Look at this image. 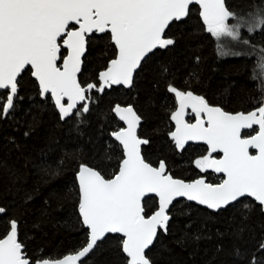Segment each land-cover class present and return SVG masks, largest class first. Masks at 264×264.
Segmentation results:
<instances>
[{"label": "snow or ice", "instance_id": "6c2138e0", "mask_svg": "<svg viewBox=\"0 0 264 264\" xmlns=\"http://www.w3.org/2000/svg\"><path fill=\"white\" fill-rule=\"evenodd\" d=\"M194 5L199 6L206 32L217 41L218 56L253 59L249 77L257 92L253 110L227 111L196 94L191 81L199 82L198 70L189 72L184 89L176 85V75L166 64H158L149 73L159 52H171L178 46L182 36L173 33L174 22L186 21ZM244 32L259 34L264 41V0H252L247 10L230 7L227 0H0V120L15 119L18 102L24 99L20 92L25 77L30 76L37 96L53 102L59 121L71 123L79 133L80 126L88 123L90 106L98 103L93 93L103 94L113 86L134 89L142 76L149 82L151 74L153 87L163 82L176 102L175 110L169 113L175 130L167 133L174 149L183 152L190 141L203 142L207 154L194 160L195 168L201 173L211 170L223 174L219 183L209 182L206 176L186 181L175 177L164 160L153 166L142 149L150 140L138 134L147 114L132 104H116L112 111L125 126L110 133L122 153L113 172L108 173L106 167V162L113 159L110 146L99 160L93 158L89 163L80 159L82 150H66L55 159L42 153L39 164L33 165L41 179L31 188L18 169L0 165V186L9 194L10 190L15 192L11 205H0V222L6 225L0 233V264H81L86 257L83 264H89L90 254L94 255L98 242L108 234L119 235L122 264H157L151 254L154 245L162 244L161 237L173 232L177 212L188 215L177 207L180 198L211 210L209 220L242 206L241 223L232 233L242 239L256 205L264 212V43H253ZM97 35L110 41L114 58L92 82L86 78V60ZM222 40L247 46L248 50L226 49ZM200 59L195 57L197 65ZM189 110L195 116L194 123L185 119ZM41 114H32L31 123L25 120L29 128L25 137L35 130ZM243 130L255 134L242 136ZM69 161L78 165L76 186L67 194L57 195L75 197L78 222L87 230L88 241L62 258L30 255L14 213L31 206L39 185L60 176ZM154 198L155 205L149 207ZM51 199L50 195L43 200L34 227L40 228L51 219L55 210ZM192 223L189 220L185 224L184 238L210 239L207 220L196 232L190 231ZM221 250L218 245L217 251ZM234 255L242 264H264V238L251 252L234 245Z\"/></svg>", "mask_w": 264, "mask_h": 264}, {"label": "trees", "instance_id": "16d2710c", "mask_svg": "<svg viewBox=\"0 0 264 264\" xmlns=\"http://www.w3.org/2000/svg\"><path fill=\"white\" fill-rule=\"evenodd\" d=\"M227 3L237 10H247L252 0H227ZM174 24L173 33L182 36V39L173 51H161L154 57L149 73L155 70L158 64H166L176 75V85L184 89L187 87L185 80L189 72L198 70L199 82L191 81V90L204 95L210 104L220 105L231 112H247L254 109L256 105L253 100L257 92L255 82L249 79L253 59L245 56H218L217 41L206 32L197 5L191 7L190 17L186 21ZM245 36L253 43H264L259 34ZM113 52L114 47L107 38L100 39L97 35L93 39L91 54L86 60L88 80L96 82L95 75L104 69L109 59L114 58ZM197 56L201 58L199 65L195 62ZM153 79V76L148 74L149 82H144L142 76L137 88L126 89L120 86L106 89L103 94L93 93L98 103L90 106L92 110L87 114L88 123L81 125L78 133L71 123L59 121L53 102L38 97L32 83L34 78L26 76L25 86L20 92L24 99L18 102L19 110L15 119L0 120V165L18 169L25 175L26 186L31 188L41 179L33 165L39 164L42 153H47L48 158L55 159L66 150H82L80 159L89 163L93 158L99 160L105 148L110 146L113 159L106 162V167L108 173H111L117 169L118 158L122 153L110 133L123 127L112 109L116 104H132L137 110H144L148 116L142 123L139 134L150 140L149 145L143 147L149 162L157 166L158 160H164L175 177L186 181L206 176L209 182L219 183L222 177L211 171L201 173L193 163L195 159L207 154L205 145L190 144L183 152L174 149L167 133L175 129L169 113L175 110L176 102L173 94L165 91L163 82H160L158 88H154ZM225 89L228 90L227 93ZM36 112L42 113L39 122L35 130L25 137L24 132L29 130L25 120L31 123V115ZM17 120L20 123H16ZM246 133L253 134L254 131ZM77 167L75 161H69L60 176L50 180L45 176L44 179L49 180V183L39 185V194L32 205L14 213L20 222L21 239L30 255L62 258L86 245L87 230L78 222L75 197L57 195L67 194L69 189L75 188ZM106 178L109 176L106 175ZM10 191L12 194L0 186V205H11L15 192L14 189ZM50 195L52 199L49 203L55 210L51 213L50 220L36 228L34 224L41 216L43 200ZM154 205L155 198L149 202V207ZM177 207H182L188 215H180L177 212L174 216L176 225L173 232L161 237L162 244L154 245L151 254L157 264H242L234 255V245L242 250L247 248L251 252L256 242L264 238V212L259 211L258 205L246 221L248 230L244 232L242 239L232 235L241 223L242 206L238 210L225 211L211 220L208 219L210 210L193 202L180 200ZM189 220L193 222L191 232H196L201 227V222L207 220L206 233L210 239L190 241L184 238L182 230ZM5 230L6 225L0 222V233ZM218 245L222 246L219 252ZM123 255L119 235H108L98 243L94 255L90 254L92 259L89 264H122Z\"/></svg>", "mask_w": 264, "mask_h": 264}, {"label": "water", "instance_id": "95a60500", "mask_svg": "<svg viewBox=\"0 0 264 264\" xmlns=\"http://www.w3.org/2000/svg\"><path fill=\"white\" fill-rule=\"evenodd\" d=\"M198 6V5H197ZM199 7V6H198ZM201 18V17H200ZM201 20H202V18H201ZM202 22H203V20H202ZM113 87H120V86H113ZM127 89V88H126ZM108 90H110V89H108ZM122 106H124V105H122ZM126 106V105H125ZM253 110V109H252ZM190 111V110H189ZM114 113V112H113ZM115 114V113H114ZM116 116V115H115ZM117 117V116H116ZM187 117V116H186ZM185 117V119L187 120V118ZM118 118V117H117ZM119 120V119H118ZM121 123H122V125L123 126H125L124 125V123L122 122V121H120ZM195 121H193V122H191V123H194ZM174 123V122H173ZM256 126H254V128H255ZM175 130V129H174ZM173 130V131H174ZM248 131H252V130H243L242 131V136L244 135V133H246V132H248ZM138 134H139V132H138ZM253 134H255V133H253ZM113 138V137H112ZM114 139V138H113ZM118 143V142H117ZM190 144H196V145H204L203 144V142H192V141H190L189 142V144L188 145H190ZM188 145H186V146H188ZM206 146V145H205ZM143 147L144 146H142V149H143ZM250 151H252L253 152V154H255V150H252V149H250ZM215 155V154H214ZM218 158V157H217ZM154 166V165H153ZM211 171V170H210ZM217 176H223V174H217V173H215ZM199 178V177H198ZM181 179V178H180ZM147 199V198H146ZM180 200H184L183 198H180ZM188 202H190V201H188ZM175 203V202H174ZM193 203H195V202H193ZM201 207H204V206H201ZM205 208V207H204ZM211 211V210H210ZM108 235H118V234H108ZM106 238V237H105ZM104 238V239H105ZM103 241V240H102ZM101 242V241H100ZM99 243V242H98ZM72 254H74V253H72ZM69 255V254H68ZM87 258V257H86ZM86 258H82V262H83V260L84 259H86ZM82 262H81V264H82Z\"/></svg>", "mask_w": 264, "mask_h": 264}, {"label": "rangeland", "instance_id": "374dc122", "mask_svg": "<svg viewBox=\"0 0 264 264\" xmlns=\"http://www.w3.org/2000/svg\"><path fill=\"white\" fill-rule=\"evenodd\" d=\"M243 35L245 36V35H248V33H246V32H244L243 33ZM221 43H225V48L226 49H228V48H230L231 50H233V51H247L248 50V47L247 46H244V45H235V43H233V44H227L225 41H221ZM220 177H222V176H220Z\"/></svg>", "mask_w": 264, "mask_h": 264}, {"label": "flooded vegetation", "instance_id": "af4514ba", "mask_svg": "<svg viewBox=\"0 0 264 264\" xmlns=\"http://www.w3.org/2000/svg\"><path fill=\"white\" fill-rule=\"evenodd\" d=\"M186 118H187V121L190 122V123L195 121V116L190 111H189V114L187 115ZM215 155H217V154H215Z\"/></svg>", "mask_w": 264, "mask_h": 264}]
</instances>
